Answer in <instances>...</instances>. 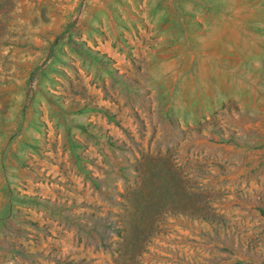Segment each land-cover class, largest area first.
I'll use <instances>...</instances> for the list:
<instances>
[{
  "label": "rangeland",
  "instance_id": "374dc122",
  "mask_svg": "<svg viewBox=\"0 0 264 264\" xmlns=\"http://www.w3.org/2000/svg\"><path fill=\"white\" fill-rule=\"evenodd\" d=\"M0 264H264V0H0Z\"/></svg>",
  "mask_w": 264,
  "mask_h": 264
}]
</instances>
